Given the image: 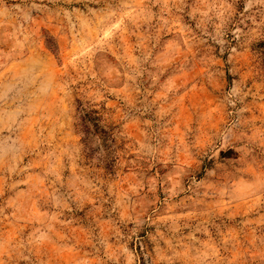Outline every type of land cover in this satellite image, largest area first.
<instances>
[{
	"label": "rangeland",
	"instance_id": "rangeland-1",
	"mask_svg": "<svg viewBox=\"0 0 264 264\" xmlns=\"http://www.w3.org/2000/svg\"><path fill=\"white\" fill-rule=\"evenodd\" d=\"M0 264H264V0H0Z\"/></svg>",
	"mask_w": 264,
	"mask_h": 264
},
{
	"label": "trees",
	"instance_id": "trees-1",
	"mask_svg": "<svg viewBox=\"0 0 264 264\" xmlns=\"http://www.w3.org/2000/svg\"><path fill=\"white\" fill-rule=\"evenodd\" d=\"M84 112L83 113V116H86V117H90V122L92 125H95L97 126L98 125V120H99V115H98V112L96 109H93V108H82L81 107V112ZM88 125H86V128H87ZM86 128L84 130H86Z\"/></svg>",
	"mask_w": 264,
	"mask_h": 264
}]
</instances>
